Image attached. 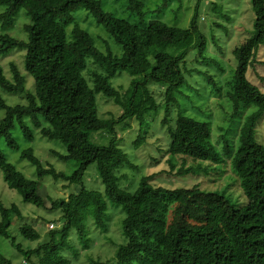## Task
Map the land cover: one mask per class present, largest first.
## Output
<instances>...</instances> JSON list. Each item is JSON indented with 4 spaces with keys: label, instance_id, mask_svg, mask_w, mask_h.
Segmentation results:
<instances>
[{
    "label": "trees",
    "instance_id": "obj_1",
    "mask_svg": "<svg viewBox=\"0 0 264 264\" xmlns=\"http://www.w3.org/2000/svg\"><path fill=\"white\" fill-rule=\"evenodd\" d=\"M170 1L162 0L153 8L145 0H125L134 17L123 18L106 10L102 0H0L3 27L11 24L22 8L31 20L24 25L27 40L10 33L0 35V54L13 48L25 49V68L35 80L34 89L28 90L27 77L14 62L11 63V76L0 64V87L26 97L25 103L10 105L0 94V109L5 110L0 120V137L5 136L15 150L21 151V157L36 167L39 179L46 175L69 179L63 171L42 161L33 147L20 150L12 128L19 123L29 142L34 140L35 131L58 140L67 149L65 154L59 155L60 159L76 162L74 182L81 183L80 190L71 192L58 206L59 220L63 222L60 228L49 230L42 238L32 224L25 222L19 226L27 239H42L35 247H24L11 235L12 224L24 215L16 203L8 206L0 195V235L11 239L25 259L24 264H80V252L91 249L97 238L92 227L103 234L109 231L113 219L110 201L120 206L125 214L120 222L123 242L117 245L112 258L102 260L89 256V260L92 264H126L125 257L139 245L147 247L143 230L156 228L145 224L147 215L156 209H151L144 200L154 194L160 200L166 199L163 208L157 209L164 216L165 226L164 232L159 234L158 249L155 244L153 246L158 253L156 264H264V142L259 134L264 120V91L247 76L250 66L256 70L258 63L264 64V56L260 54L264 45V0H251L256 16L255 30L234 48L237 66L233 79L226 78L225 86L218 85L214 76H205L199 68L188 66L187 57L195 49L198 50L197 61L220 66L214 57L205 56L209 36L201 25L202 0H198L189 27L170 24L162 15H150V11L166 9ZM210 6L225 15L221 4L214 1ZM80 8L90 12L103 26L109 37V41L103 39V46L98 42L102 37L82 27L76 19L75 13ZM89 67L92 72L87 76ZM123 71H129L134 77L130 103H127V95L112 82ZM196 74L203 75L217 94L225 93L234 109L233 114L242 118L239 126L232 129L238 134L237 140L225 134L220 150L213 142L211 122L182 112L180 96L192 100L185 87L200 93L194 81L191 82L197 79ZM260 78L264 81V76ZM151 81L159 83V88L164 90L163 102H158L148 88ZM141 85L145 87L144 96L136 104L134 98ZM100 96L120 104L122 114L103 116L100 103L98 106ZM162 108H165L162 124L167 126L170 137L166 151L169 171H176L179 176L196 172L210 175L224 172L219 167L228 164L235 186H240L245 196L244 203H233L220 191H208L199 184L174 189L156 187L152 183L155 174L142 176L133 191L119 185L123 176L116 170L124 164L134 165L118 142L119 127L123 130L131 127L132 118L138 121L139 132L133 142L134 149H138L145 144L149 126ZM174 109L177 110L175 116L172 115ZM145 126L147 130L144 131ZM102 131L111 134L106 145L96 144L91 138L93 132ZM192 161L197 165H188ZM94 163L105 186L104 192L83 184L86 170ZM0 170L8 186L19 192L24 202L47 207L46 200L51 197L43 195L39 181L20 171L1 148ZM198 197L204 200L197 201ZM206 198L221 204L225 202L231 211L228 238L205 222L210 212ZM188 205H193L192 213L186 209ZM109 240L114 242L113 238ZM153 240L157 241L156 235ZM146 257L143 251L142 258H137L134 264H148L144 262ZM0 264L17 263L0 252Z\"/></svg>",
    "mask_w": 264,
    "mask_h": 264
},
{
    "label": "rangeland",
    "instance_id": "obj_2",
    "mask_svg": "<svg viewBox=\"0 0 264 264\" xmlns=\"http://www.w3.org/2000/svg\"><path fill=\"white\" fill-rule=\"evenodd\" d=\"M214 1L217 5L221 4L223 6L222 12L225 13L224 16L222 13L212 10L210 5L211 2ZM102 2L106 10L112 11L120 17H134V13L126 7L127 3L125 0H102ZM145 2L149 7L154 8L157 4L161 3L162 0H145ZM197 3L198 0H171L166 9L159 10L158 12L150 11V15H162V17L170 24H175L180 27H189ZM201 7L203 18L201 25L205 33L209 36V46L205 56L214 57L219 62L222 70L220 69V66L215 67L213 64L204 63L200 60V62L197 61L196 55L198 54V50L196 49L192 50L187 57V62H189L188 66L199 68L202 71L201 74L205 76H214L218 85L221 84L222 86H225L226 78L233 79L237 66V59L233 53L234 48L251 36L255 30V12L251 0H202ZM0 10H2V7H0ZM75 17L82 27L88 29L94 35H100L102 37L98 38L100 45H104L103 39L109 41V37L103 30V26L100 25L86 9L80 8L79 11L75 13ZM30 21V18L26 14V9L22 8L8 26L3 27L2 22H0V35L2 33H10L13 36L27 40L28 35L24 29V25ZM218 24H222V26H218ZM111 43L112 45L117 46L113 42ZM25 53L26 50L23 48H13L6 54H0V64L3 66L4 72L8 76H11V63L14 62L27 77V89L33 90L35 80L25 68ZM260 54L264 56V45L260 48ZM204 61L207 60L204 59ZM252 68L253 67L250 66L247 72L248 78L264 91V81L260 78L261 76H264V64L258 63L256 65L257 71ZM91 69L92 68L89 67L86 71L87 76L92 72ZM201 74H196L197 79L191 80V82L194 81V85L200 89V93L198 94L195 90L185 87V92L192 95V100L185 96H180L183 103L182 112L200 120L211 122L213 129V142L220 150L224 146L225 136L228 135L229 138L237 140L238 134L233 132L232 129L239 126L242 118L240 115L233 114L234 109L226 94H217L215 90L211 89L212 84L210 85L206 82L204 76ZM133 78L134 77L129 71H123L122 74L116 75L112 81L121 92L127 95V103H130L132 100L131 89ZM139 78L141 77L139 76ZM159 86L160 84L157 82L151 81L148 83V88L154 92L158 102H163L164 90L159 88ZM144 90L145 87L141 85L140 90L137 91L134 98L136 104H139L142 101ZM225 90L228 91V88L226 87ZM0 94L10 105L26 102L25 95L11 94L3 90L1 87ZM99 103L100 113L105 117L119 116L123 112L122 106L113 99H107L100 96L98 106ZM164 110L165 108H162L156 115V118L153 119V122L149 126L150 131L146 135V142L138 149H134L133 147V142L137 139L139 132L138 121L135 118H132L130 120L131 127L124 130L122 127H119L118 142L128 153L130 162L134 164H124L116 170V173L119 176H123L119 181V185L133 191L137 188L142 176L155 174L152 183L156 187L161 186L174 189L179 187H192L193 185L199 184L202 189L208 191H212V189L217 192L220 191V193L224 194L226 199L229 198L233 203H244L245 196L241 187L235 186L233 178L230 176L232 171L228 164L219 167V170L220 168H223V170H225L224 172H212L210 175L196 172L185 176H179L176 174V171L173 173L169 171L170 167L167 163L166 151L169 148L170 137L167 133V126L162 124V120L165 116ZM174 112H177V110H173V116H175ZM172 115L170 116L171 118L173 117ZM4 116L5 110L0 109V120L3 119ZM232 119H234V122L231 121ZM234 124L237 125L234 126ZM231 125H233V127L230 129L229 126ZM145 130H147L146 126L144 128V131ZM12 133L20 146V150L33 147L36 155L42 161L46 162V164L53 165L58 171H63L69 178L55 179L53 175H46L39 179L36 174V167L32 165L28 159L22 158L21 151L15 150L8 143L5 136L0 137V148L6 154L7 159L27 177L38 180L43 195L51 197V199H49L50 201L48 199L46 200V208L24 202L21 194L8 186L4 180L3 172L0 170V195L3 201L8 206L12 203H16L24 215L23 219L18 218L14 221L10 228V233L17 242H22L24 247H35L42 239H27L19 231V226L25 222L32 224L40 231L42 238L47 235L49 230L60 228L63 225V222L59 220L61 217V211L58 206L61 204L62 199L69 197L71 192H78L81 188V183L79 181L74 182L76 180V162L72 160H62L59 157L60 154H65L67 151L66 146L61 142L43 137L38 131H35V138L33 141H26L19 128V123H16V126L12 128ZM259 134L264 142V120L259 127ZM91 138L96 144L106 145L110 142L111 134L106 131L93 132ZM188 165H197V162L192 161L189 162ZM82 181L88 188H93L102 192L105 190V186L98 174V169L95 163L88 167ZM151 193L152 192H150V195ZM156 195L157 194L150 197L148 196V198L144 200V202L146 201L151 206V209H156L155 211H151V214L147 215L145 224L155 226L156 228L149 229L150 227H147L146 230H143V237L147 240V247L139 245L137 250L125 257L126 264H134V261L137 258H142L143 251H145L147 255L145 261L143 260L144 262H148V264H156L157 262L158 253L157 250L154 249H158L157 244L160 243L159 234H162L165 226L163 220L164 216L157 209L158 207L163 208V203L166 204V199L160 200L158 195ZM196 199L197 201L204 200L199 197ZM223 199L224 198L221 200ZM52 202H54L53 205ZM205 202L210 203V212L205 218V222L217 229L221 236L228 238L232 219L231 211L226 207L227 204L225 202L221 204L220 202L213 201L211 198H206ZM109 207L111 209L110 212L113 213V219L109 223V231L106 234H103L99 232V229L95 230V227H92L97 234V238L91 249H83L80 252V264H92L89 260V256H92L94 259L101 258L102 260L112 258L117 245L123 242L120 222L125 214L123 213V210L121 211L122 208L120 206L115 205L111 201L109 202ZM187 208H189L192 213L191 209L193 208V205H188L186 209ZM115 210H117L116 213H114ZM199 210L203 212L202 209ZM197 212L198 211H196V213ZM52 224L54 227H52ZM154 235H156L157 238L155 243L153 240ZM110 238H113L114 242H110ZM154 244L155 248H153ZM0 252L7 257L12 258L13 262L17 264H24L25 259L19 254L15 246H13L11 239L1 235Z\"/></svg>",
    "mask_w": 264,
    "mask_h": 264
},
{
    "label": "built area",
    "instance_id": "obj_3",
    "mask_svg": "<svg viewBox=\"0 0 264 264\" xmlns=\"http://www.w3.org/2000/svg\"><path fill=\"white\" fill-rule=\"evenodd\" d=\"M52 227H54V225L52 224Z\"/></svg>",
    "mask_w": 264,
    "mask_h": 264
}]
</instances>
